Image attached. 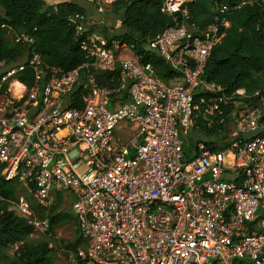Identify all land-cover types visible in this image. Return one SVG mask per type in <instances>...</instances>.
<instances>
[{"label":"built area","instance_id":"obj_1","mask_svg":"<svg viewBox=\"0 0 264 264\" xmlns=\"http://www.w3.org/2000/svg\"><path fill=\"white\" fill-rule=\"evenodd\" d=\"M92 1L98 22L86 12L67 16L83 65L66 70L35 51L18 64L0 60L2 175L46 209L55 191L68 192L85 242L45 264H264V88L229 91L205 75L229 7L218 5L203 28L190 20V0H163L173 23L147 48L175 72L164 80L134 44L109 36V25L107 35L96 29L106 24L108 0ZM242 4L264 9V0ZM1 28L17 42L34 41ZM27 68L31 85L19 77ZM82 69L89 92L70 106ZM92 70L118 71L117 86L98 83ZM121 123L135 131L129 142L116 136ZM197 130L211 137L191 146L186 134ZM16 210L31 235L53 238L49 218L33 217L23 195ZM48 247L57 248L51 240Z\"/></svg>","mask_w":264,"mask_h":264},{"label":"trees","instance_id":"obj_2","mask_svg":"<svg viewBox=\"0 0 264 264\" xmlns=\"http://www.w3.org/2000/svg\"><path fill=\"white\" fill-rule=\"evenodd\" d=\"M163 0H114L112 5L118 9L124 30L109 36L120 42L132 43L134 53L141 61L151 62L157 74L169 80L174 71L155 51L147 48V39L154 38L166 27L172 25L171 16L161 12ZM241 0H190L187 7L191 22L206 27L212 22L220 4L229 7L230 25L223 28L220 42L213 48L206 67V78L227 87L232 91L245 87L252 91L264 88V9L257 4H242ZM84 12L81 5L69 0L49 3L45 0H0V23L13 28L16 33H27L33 43L15 41L8 30L0 29V60L7 59L10 65L18 64L35 51L50 65L66 70L83 65L88 59L80 49L74 29L69 25L70 13ZM107 35L108 30H100ZM98 83L116 87L118 71L108 72L92 70ZM88 70L82 69L79 81L68 98L70 106L80 107L83 97L89 92ZM28 85L32 83L31 69L27 68L19 75ZM126 101V92L120 93ZM218 146L223 147V144ZM4 165L0 164V264H45L52 263L48 239L35 242L28 239L31 234L30 220L21 216L12 204L18 201V180L1 178ZM22 187V186H21ZM23 188V187H22ZM24 189V188H23ZM54 203L44 208L36 199L31 203L32 216L48 217L50 229L56 225L71 221L77 224L74 212L63 210L65 195L54 192ZM78 227V224H77ZM79 231V229H78ZM81 236V235H80ZM83 240V239H82ZM22 242L19 248L10 253V247ZM84 242V240H83ZM78 238L72 246H85Z\"/></svg>","mask_w":264,"mask_h":264},{"label":"rangeland","instance_id":"obj_3","mask_svg":"<svg viewBox=\"0 0 264 264\" xmlns=\"http://www.w3.org/2000/svg\"><path fill=\"white\" fill-rule=\"evenodd\" d=\"M51 0H48L47 2L50 3ZM79 5L82 6L84 12H86L89 16L90 19L93 21L98 22L103 18L102 14H100L97 10V7L95 3L92 0H72ZM114 1V0H112ZM112 1L109 2L105 1L104 3V8L106 9V14H105V22L106 24H97L95 27L97 30H102L104 25H109L111 29H113L114 33L120 34L123 30L124 27L121 23V17L118 9H116L112 5ZM89 19V21H90ZM126 123H121L120 126L116 127V136L119 138L121 142H129L132 137L135 136V131L129 129V127H125ZM211 135L207 132L204 131H193L190 133L186 134L185 139H187V142L191 145L194 146L195 143L199 140H207L210 139ZM18 192H17V198H19L23 195L25 198H27L31 203H35V197L27 192L25 189H23L20 185L18 186ZM65 195V201L63 204V210H66L68 212H73L71 203L69 201V198H71V195L68 192H64ZM18 201H16L14 204H12V207L15 208L17 206ZM54 236L53 238H48L47 236L40 234V233H34L30 234L28 236V239L33 240L35 242H45L47 239L48 241L51 240L53 241V244L57 247L55 249H52L50 251V260L52 263H58L67 257L69 252H71L74 248L72 247L76 240L80 238L81 243L84 244L80 233L78 231L77 224L71 221H66L63 223H60L59 225H56L54 228ZM11 253V251H10Z\"/></svg>","mask_w":264,"mask_h":264},{"label":"crops","instance_id":"obj_4","mask_svg":"<svg viewBox=\"0 0 264 264\" xmlns=\"http://www.w3.org/2000/svg\"><path fill=\"white\" fill-rule=\"evenodd\" d=\"M48 1V0H45ZM61 1H69V0H51L50 3H59Z\"/></svg>","mask_w":264,"mask_h":264},{"label":"water","instance_id":"obj_5","mask_svg":"<svg viewBox=\"0 0 264 264\" xmlns=\"http://www.w3.org/2000/svg\"><path fill=\"white\" fill-rule=\"evenodd\" d=\"M1 178H3V179H4V175H1Z\"/></svg>","mask_w":264,"mask_h":264}]
</instances>
